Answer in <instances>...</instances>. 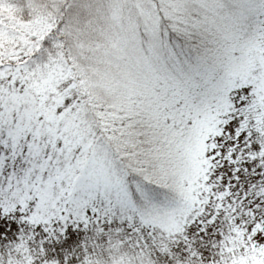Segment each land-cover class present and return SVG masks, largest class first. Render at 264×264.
Here are the masks:
<instances>
[{
    "label": "rangeland",
    "instance_id": "1",
    "mask_svg": "<svg viewBox=\"0 0 264 264\" xmlns=\"http://www.w3.org/2000/svg\"><path fill=\"white\" fill-rule=\"evenodd\" d=\"M29 3L37 24L13 28L0 61L53 31L72 75H0V264H264V0ZM175 20L204 28L211 75L167 64L180 58L161 30ZM133 120L163 133L168 172L179 167L169 182L193 194L188 215L154 220L108 191L118 162L92 127Z\"/></svg>",
    "mask_w": 264,
    "mask_h": 264
},
{
    "label": "trees",
    "instance_id": "2",
    "mask_svg": "<svg viewBox=\"0 0 264 264\" xmlns=\"http://www.w3.org/2000/svg\"><path fill=\"white\" fill-rule=\"evenodd\" d=\"M29 7V0H0L1 44L5 41L7 43H9V40L12 41L14 33L12 34L11 31L13 28L20 29L19 27L23 24H29L30 26L31 20L36 26L37 22L28 15V10L31 9ZM41 22L43 21L41 20ZM5 24L9 25V30L1 29L3 27L1 25ZM201 28L204 30L202 26L199 29L193 24L188 23L185 25L181 20H175L173 23L171 21L167 33L164 32L165 29L161 30L162 39L166 40L163 42L166 52H171L174 58H180L166 59L167 64L176 70L181 66L187 69L190 77L195 81L198 78L203 79L204 76L211 75L212 71L218 68V66H215L218 63V59L215 57L217 48L210 42L207 34ZM165 34H167L166 38ZM53 36V31L45 32L41 41L34 46L31 54L25 56L24 59H20L19 62L17 60L0 61V75L3 76L1 80L5 85L11 80H15V76L19 74L26 76L28 82L32 77L38 75L35 73V76H33L34 74L32 75V71L27 70L28 68L39 67L40 69L35 71L42 70L43 73L54 71L63 77H66L65 74L68 75L67 77H71L69 59L63 58L59 43L54 42ZM191 71L192 73H190ZM262 81L263 79L254 80L255 85L258 83L260 85ZM69 84H72V82ZM71 92H73V99L75 97L79 98V88L71 89ZM80 99L83 100L85 106L88 105L89 102H87L84 95H81ZM172 112L171 115H174L176 119L179 112ZM178 121L179 117L176 119V123ZM141 122L143 121L133 120L130 125L123 128L110 127L108 123L102 125L99 123L92 127V130L95 129L94 141L105 145L106 149L118 162L116 170L104 180L109 184L108 191L115 196V200L123 195L134 211L146 213V216H152L154 220L176 217L182 214L188 215V209L195 205L193 194L192 192H184L182 187L169 182V178L172 180L175 178L174 174H177L179 167H176L175 164L173 172L170 170L168 172L169 161L163 148L165 147L162 142L163 133L157 132L158 139H156L153 135L156 134V131L151 128L152 136L149 138L148 129H145L144 123ZM191 173L197 176L201 174V170H192ZM167 183L170 185L167 186ZM47 203V199L42 203H37L36 210L38 212L43 211ZM144 208L149 209L148 213ZM155 212H158L159 216H155ZM40 216L46 217L47 215H32L33 218Z\"/></svg>",
    "mask_w": 264,
    "mask_h": 264
}]
</instances>
